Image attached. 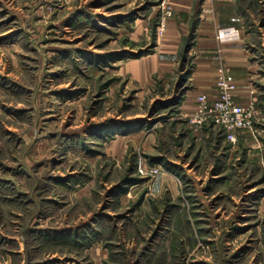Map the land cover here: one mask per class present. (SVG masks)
I'll return each mask as SVG.
<instances>
[{
	"label": "rangeland",
	"instance_id": "obj_1",
	"mask_svg": "<svg viewBox=\"0 0 264 264\" xmlns=\"http://www.w3.org/2000/svg\"><path fill=\"white\" fill-rule=\"evenodd\" d=\"M237 1L262 75L231 141L190 121L199 9L166 66L173 0H0V264H264V1Z\"/></svg>",
	"mask_w": 264,
	"mask_h": 264
},
{
	"label": "crops",
	"instance_id": "obj_2",
	"mask_svg": "<svg viewBox=\"0 0 264 264\" xmlns=\"http://www.w3.org/2000/svg\"><path fill=\"white\" fill-rule=\"evenodd\" d=\"M173 8L175 16L168 19L165 33L159 41L156 52L162 55V62H165L166 66L174 64L182 45V38L190 30L192 14L199 9L196 15L198 20L195 28L196 44L190 51L194 53L195 62L191 79L194 78L196 82L191 93L187 95L186 103L190 111L196 110L199 94L208 93L211 98L216 96L217 72L220 64L228 66L235 75L237 100L242 103L251 101L257 88L254 80L262 75V71L254 65V52L247 42L251 41L252 25H247L239 2L237 0H173ZM225 26L239 28L240 38L235 41H218V29Z\"/></svg>",
	"mask_w": 264,
	"mask_h": 264
},
{
	"label": "built area",
	"instance_id": "obj_3",
	"mask_svg": "<svg viewBox=\"0 0 264 264\" xmlns=\"http://www.w3.org/2000/svg\"><path fill=\"white\" fill-rule=\"evenodd\" d=\"M240 36V29L234 26L220 27L217 33V38L221 42L235 41ZM236 90L234 73L228 66L220 64L216 96L211 98L208 93L198 95L197 108L190 115L191 123L197 127L211 124L221 129L228 140L235 141L242 131L253 127L257 118L256 98L242 103L236 98Z\"/></svg>",
	"mask_w": 264,
	"mask_h": 264
}]
</instances>
